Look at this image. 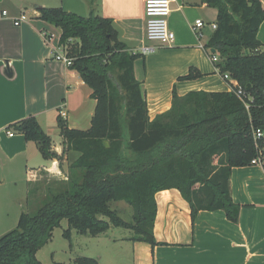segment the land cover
<instances>
[{
    "label": "trees",
    "instance_id": "1",
    "mask_svg": "<svg viewBox=\"0 0 264 264\" xmlns=\"http://www.w3.org/2000/svg\"><path fill=\"white\" fill-rule=\"evenodd\" d=\"M201 3L217 9V28L204 48L209 56H219L215 67L237 80L244 99L235 90L191 91L184 97L174 92L171 109L154 119L135 76L140 54L120 38L112 18L101 15L93 0L87 16L63 7L41 8L43 20L61 27L60 44L78 40L70 67L91 87L97 105L87 130L70 128L59 118L62 153L36 116L8 126L36 142L45 160L62 165L70 152L79 156L66 178L31 183L27 199L38 204L0 237V264H44L37 253L64 219L68 228L63 234L70 240L72 230L98 236L115 226L131 229V240L155 246L156 194L171 188L189 203L193 222L201 210L219 209L239 221L242 205L231 195L232 169L252 165L260 151L264 162V42L258 38L264 7L262 0ZM203 75L191 67L180 79ZM257 129L262 136L255 135ZM112 201L132 206V220L113 209ZM75 264L100 262L79 256Z\"/></svg>",
    "mask_w": 264,
    "mask_h": 264
},
{
    "label": "crops",
    "instance_id": "2",
    "mask_svg": "<svg viewBox=\"0 0 264 264\" xmlns=\"http://www.w3.org/2000/svg\"><path fill=\"white\" fill-rule=\"evenodd\" d=\"M93 1L101 15L113 19L131 51L140 54L135 60V76L146 94L151 119L171 109L174 92L184 97L191 91H230V82L201 46L210 35L200 41L191 28L198 18L211 16L215 22L217 9L201 0H172L169 25L175 40L163 46L146 37L143 0ZM262 3L264 7V0ZM43 7H63L83 16L91 11L90 0H0V185L10 182L18 186L23 182L26 196L33 173L46 167L64 173L62 178H66L69 164L79 152L72 151L62 165L52 162L49 167L46 164L50 160L43 158L37 143L16 131L10 136L8 126L34 115L53 138L54 148L60 150L61 111L66 112L62 118L70 128L87 130L97 105L91 87L79 72L54 58L55 53L72 57L78 40L60 44L62 29L41 18ZM22 12L29 19L16 25ZM258 38L264 42V21ZM147 46L153 49L144 51ZM191 67L204 75L180 79ZM56 135L62 138L60 144ZM230 190L233 200L242 205L237 223L221 209L201 210L193 222L189 203L178 189L171 188L156 194L154 234L159 244L133 241V232L116 237L107 231L95 239L104 241V245L124 246L126 264H264V166L234 167Z\"/></svg>",
    "mask_w": 264,
    "mask_h": 264
},
{
    "label": "rangeland",
    "instance_id": "3",
    "mask_svg": "<svg viewBox=\"0 0 264 264\" xmlns=\"http://www.w3.org/2000/svg\"><path fill=\"white\" fill-rule=\"evenodd\" d=\"M87 16V15H84ZM207 22H212L211 16L205 19ZM212 29L210 27L205 28V41L211 34ZM55 140L58 144L62 138L56 135ZM62 145V144H61ZM56 149V148H55ZM63 148L57 150L62 153ZM52 162H48L46 165L52 166ZM59 162V161H57ZM65 163V162H64ZM56 171V169H55ZM51 172L49 169L47 174L37 172L32 174V183H38L39 181H45L46 177L49 180L60 179L63 174ZM26 186L23 182H19L18 186L13 183L5 182L0 185V237L16 228L19 217L23 211L31 212L33 208L37 206L38 202H32V199H27L25 194ZM25 197V198H24ZM111 207L116 209L119 214L125 220H132L133 208L125 201H112ZM68 228V221L64 219L61 226L54 230L53 237L49 243H47L37 253V257L44 264H54L55 262H64L65 264H75V259L79 256H89L98 258L100 264H126L128 261V254L126 248L121 244L104 245V241L96 240V236L90 234H81L76 230H73V236L71 240L64 236V230ZM133 231L124 227H111L108 230L110 235L116 237H122L125 234H132ZM98 237V236H97Z\"/></svg>",
    "mask_w": 264,
    "mask_h": 264
},
{
    "label": "built area",
    "instance_id": "4",
    "mask_svg": "<svg viewBox=\"0 0 264 264\" xmlns=\"http://www.w3.org/2000/svg\"><path fill=\"white\" fill-rule=\"evenodd\" d=\"M144 1V11L146 17V37L154 42H158V44L166 46L171 45L175 40V32L170 28L169 25V17L172 12V0H143ZM4 14H7V11H4ZM29 19V15L25 12L16 19L15 24L19 25L21 21H26ZM206 27H210L212 30L217 28L216 22H207L202 18H198L191 25L193 32L197 35L199 40L201 41L204 38L205 33L204 30ZM52 38L49 37V40ZM205 44L201 42V46L204 47ZM153 49V47L147 46L144 48V51H149ZM212 62H217L219 60V56L214 54L213 56H209ZM54 58L57 60L63 61L67 66L72 65L73 58L66 56L61 53H55ZM225 80L230 82V91L235 90L240 98L244 99L245 91L237 82V80L233 79L228 73L221 74ZM62 117H66V112L61 111ZM7 133L10 136L14 135L13 130H8ZM263 132L260 129L255 131V135L257 137L262 136ZM263 153L260 151L259 155L256 156L252 160L253 165H264L262 160ZM54 164L57 161H53Z\"/></svg>",
    "mask_w": 264,
    "mask_h": 264
},
{
    "label": "water",
    "instance_id": "5",
    "mask_svg": "<svg viewBox=\"0 0 264 264\" xmlns=\"http://www.w3.org/2000/svg\"><path fill=\"white\" fill-rule=\"evenodd\" d=\"M212 53H215V49H212ZM247 89H250V85L247 86Z\"/></svg>",
    "mask_w": 264,
    "mask_h": 264
}]
</instances>
